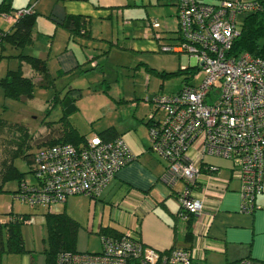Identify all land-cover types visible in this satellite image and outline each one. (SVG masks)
Here are the masks:
<instances>
[{"label":"built area","instance_id":"obj_1","mask_svg":"<svg viewBox=\"0 0 264 264\" xmlns=\"http://www.w3.org/2000/svg\"><path fill=\"white\" fill-rule=\"evenodd\" d=\"M32 9L2 17L15 21ZM263 9L261 0H178L177 38L160 44L162 52L193 60L182 68L196 67L192 78L199 80L188 81L174 94L155 95L153 103L161 117L149 126L150 150L166 161L167 182L173 189L181 184L174 194L182 220L203 213L204 201L193 189L201 178H214L217 167L208 156L232 162L231 172L240 181V211L253 213L257 208L264 176V59L233 55L230 50L240 33L238 16ZM134 158L121 136L103 140L94 133L78 146L69 142L43 146L32 154L34 182L22 181L14 198L33 206L65 202L72 195L96 198ZM14 219L27 222L10 218ZM101 245L98 253L60 251L55 264H194L188 249L160 251L129 234L102 236Z\"/></svg>","mask_w":264,"mask_h":264},{"label":"crops","instance_id":"obj_2","mask_svg":"<svg viewBox=\"0 0 264 264\" xmlns=\"http://www.w3.org/2000/svg\"><path fill=\"white\" fill-rule=\"evenodd\" d=\"M42 1L12 0V13L14 14L16 10L26 8L32 4V10L35 13L38 15H48L47 17L56 26H60L58 21L66 15L82 16L86 24V35H71L67 29L61 26L62 30L66 32L67 37L63 49L54 51V57L59 66L57 74H53L49 69L53 76L59 75L58 78L63 75L73 74L76 71H80V73L84 72L85 70H82L83 65L87 63L92 65L90 60L87 59L90 54H93L95 51L93 60H97L99 55H102V57L109 55L113 47H117L119 51L127 50L133 53L134 57L139 58L138 61L140 63L137 66L143 65L147 68L144 64L146 62L142 61V54L160 51V44L173 42L177 38L178 0H155V3L152 0H148V2L144 0H47L45 8L41 6ZM203 1L219 3L222 0ZM153 5L162 7L157 8L160 11L157 13H160L165 22L168 16H171L172 20H174L173 25L167 24L162 26L159 22L149 19L146 7ZM143 7L148 24L158 23L159 26L157 28L144 25L145 17L143 15L145 13H140ZM125 13L129 15L127 16ZM115 15L118 20L121 18L122 24L126 27L123 30V34H125L130 43L128 42L125 46H122V42L119 41L118 33H114L112 21ZM13 22L10 18L7 19L1 16L0 29L9 31ZM95 23L100 25L98 31H95L93 28ZM56 26L52 33L49 34L52 39L48 43V48L50 49L53 47L55 40ZM35 27L39 28L38 25ZM35 31L36 29H33V43L27 48L34 46L37 38H35ZM42 32L48 34L50 31L43 30ZM157 34L159 38L156 36ZM7 46L9 45L6 44L2 51L4 54L10 56L6 59L14 60L16 68L18 61L13 56L18 54L19 50L16 49L17 51H15V48L10 46L11 50L7 53ZM28 54L37 56L34 50H30ZM40 58L45 59L46 57L42 56ZM8 69L9 67L6 68L4 75ZM150 69L152 70L153 68ZM23 70L26 75L33 74L29 65L23 64ZM68 86L69 88L66 89L64 94L61 90H58L56 87L54 88L58 94V98L54 99L55 104L46 102L48 106L44 111L45 113L40 121V125L46 127L48 133L42 141L46 138L58 137V133L54 131V127L58 125L62 114L61 106L64 104L62 102L65 101L66 103L69 98L75 99L77 110L68 119L80 134L85 135L77 129L71 120L72 116L79 111L78 101L82 89L78 88L74 83H70ZM101 86L102 88L98 92L108 94L109 83L103 80ZM182 86L183 83L175 92L170 94L178 92ZM159 93H153V98ZM153 98L148 102L152 108L149 109L150 112L147 111L143 116H140L141 122H144L148 129L156 119L160 118V116L155 117L160 112L157 111ZM124 100V97H122L116 101L117 103H121ZM136 100L137 97L133 93L132 101L135 102L132 106L135 107V114L139 110V103ZM58 106L60 108L59 117L55 120H47L46 118L49 116L50 110ZM151 116L152 118H150ZM138 118L139 114L137 115ZM108 127L113 128L116 135L122 137V133L119 132L115 124L104 125L99 131L93 132V134H98ZM85 136L88 137L87 135ZM131 151L135 158L117 172L115 177L103 188L96 198L86 195H72L65 202L54 203L50 206L38 205L43 207L46 212L66 213L77 221L79 224L76 243L78 251L80 249L78 247V240L82 239V235L92 232L102 237L101 230L108 229L115 234H129L133 239L160 251L171 250L175 247L188 249L192 253L195 264H238L245 259L248 261V264H264V202L257 200L258 194L255 199L257 208L253 213L240 211V181L233 176L231 168L228 166L222 167L220 163L215 164L213 161L207 159L217 169L214 171V178L212 180L201 178L193 189L194 196L204 201V207L203 213L193 218L189 232L187 222L178 216L179 203L174 194L175 188L180 187L181 184L180 182L177 183L173 189L167 182L166 161L157 154L158 159L151 158L152 156L149 154L153 152L150 150V145L144 151ZM32 179L28 180L34 182V179ZM224 184L225 188L220 189ZM76 197L79 198V201L82 199L81 202L85 203L87 210L83 209L80 213H76L68 209L70 205L75 203L72 200ZM7 209L8 214H11L10 217L13 216L12 207L10 206ZM4 223L6 222L1 219L0 224ZM107 237L113 238V236ZM4 239L5 234L3 233L1 240L4 241ZM39 239L41 240L39 246L42 245L38 248L31 246V244L29 247H26L24 242L26 251L17 254L20 256V258H17L18 261L15 258L13 260L8 258V255L5 253L2 257V264H8L11 261L13 263L17 261L19 264H36L34 257L38 250H40V254H43L41 264H45V250L47 247L44 245L45 242L41 234L39 235ZM101 249L102 245L99 251L89 253H98ZM81 252L87 251L81 250Z\"/></svg>","mask_w":264,"mask_h":264},{"label":"rangeland","instance_id":"obj_3","mask_svg":"<svg viewBox=\"0 0 264 264\" xmlns=\"http://www.w3.org/2000/svg\"><path fill=\"white\" fill-rule=\"evenodd\" d=\"M148 2V0H144ZM152 2H156L152 0ZM47 0L41 2L42 7H46ZM30 7H33L32 4ZM42 8V9H44ZM157 6H147L146 10L148 12L149 19L157 21L163 25H173L174 20L171 16H168L167 21L165 22L160 16V12ZM129 9V8H126ZM143 9L140 10V13H145ZM169 11H171L169 9ZM125 15H129L125 13ZM171 15V14H169ZM245 14L238 16L237 24L238 27L242 24ZM48 15H37L35 19V26L38 25L39 28L34 26L35 38L36 41L32 48H25L24 53H28L30 50L35 51V55L40 57H46L49 69L53 74H57L59 66L56 63L54 57L55 50L63 49L65 46L66 32L62 30L61 26H56ZM144 25H149L146 13L143 15ZM114 27V33H118L119 41L122 42V46L127 45L128 38L123 34L124 25L122 24L121 18L118 20L116 15L112 21ZM57 27L55 40L53 47L48 48V43H50L51 35L54 27ZM95 31L100 29V25L95 23L93 25ZM43 30L50 31L48 34L42 32ZM63 34V35H61ZM64 36V37H63ZM115 40V38H114ZM129 47V46H128ZM6 52H10V46L6 47ZM17 51L16 49H14ZM95 51L93 54L87 57L90 60V63H87L82 66L84 72L76 71L66 76H61L56 80V88L61 90L64 94L66 89L69 88L70 83H74L78 88H81V96L78 101L79 111L72 116V122L76 125L77 129L84 133L87 136H92L93 132L99 131L104 125L115 124L120 133H122V138L125 143L129 145L131 150L144 151L149 145V129L144 122H141L140 116H143L145 112L152 109L150 103H148L153 98V93L163 92L165 94H170L175 92L183 83L182 76H167L161 77L158 72L160 71H176L178 68H182L183 64L191 66L193 60H187L183 54H178L174 52H147L142 54V61L145 66H137L140 63L139 58L134 57V54L131 52L119 51L117 47H113L112 52L106 57L102 55L98 56V59L93 60L95 56ZM94 61V62H93ZM14 69V60L6 59L0 61V77L4 75L6 68ZM138 67V68H137ZM140 67V68H139ZM150 68L156 69L150 71ZM159 70V71H158ZM197 72V71H196ZM192 72L191 74H195ZM56 76V75H55ZM202 76V74H201ZM109 83V92L108 94L98 92L102 88V81ZM106 80V81H105ZM189 81L193 84H197L199 80H194L192 76ZM54 88H39L35 87L33 90V96L26 100H16L10 99L4 96L3 90L0 87V118L5 120L8 124L19 122L21 125L28 128L29 133L32 137V146L24 150L25 153H33L38 148V145L42 140L47 136L48 129L40 125V121L43 118L45 109L48 106L46 102H52V98L55 96ZM124 93V94H123ZM133 93L137 97V102L139 103V110L136 111L135 107L132 106L135 101H132ZM124 97V101L117 103L116 100ZM131 98V99H130ZM144 104V105H142ZM137 112L139 118L137 119ZM60 115L59 106L53 110H50L47 120H55ZM161 117V113H157L155 117ZM93 119V120H91ZM15 130L14 135L12 136L11 132L3 131L0 135V170L2 168L3 158L10 157V151L12 148H16V135L17 131ZM8 132V133H7ZM31 139V138H30ZM29 139V140H30ZM153 159H158L156 154L150 153ZM208 160L213 161L215 164L222 165V167L232 166V162L228 159L221 157H206ZM14 165L18 168L19 171L28 172L26 174V179H34L32 168L29 167L27 160L24 159V156H17L14 159ZM225 169V168H224ZM32 179V180H33ZM31 182V181H30ZM18 188V182L16 179H9L3 185V191L0 192V220L8 222L10 220L11 214H8L7 208L12 207L13 213L19 215L25 214L28 215L27 222H21L20 230L24 237V242L26 247L35 246L36 248L40 247L39 235L41 234L44 239V245L47 247V231L45 223V209L41 206H33L27 203L20 202L14 198V192ZM257 200L264 202V192L260 193L257 196ZM74 204L70 205L68 208L72 212L80 213L83 209L87 210V206L84 202H81L82 199L75 198L72 200ZM4 233V231H3ZM80 241L78 240L79 251L87 252H97L101 248V236L96 233H88L87 235H82ZM36 252L35 263L41 264L43 254ZM8 258L18 261L17 258H20L19 255L15 253L7 254ZM6 255V256H7ZM17 261L8 264H19ZM7 264V263H6Z\"/></svg>","mask_w":264,"mask_h":264},{"label":"trees","instance_id":"obj_4","mask_svg":"<svg viewBox=\"0 0 264 264\" xmlns=\"http://www.w3.org/2000/svg\"><path fill=\"white\" fill-rule=\"evenodd\" d=\"M264 2V0H261ZM12 0L0 1V18L3 14H13ZM30 7V6H28ZM26 7V8H28ZM17 11V10H16ZM37 13L33 10L29 13L20 15L14 22L9 31L1 30L0 37V61L4 58L10 57L3 53L2 49L7 44L19 50V53L13 57L17 59L16 68L8 69L3 77H0V87L3 90L4 96L10 99L26 101L33 96L35 87L47 89L56 87V79L59 75L53 76L47 66L46 58H40L28 53H24V49L31 46L33 43V29ZM58 24L67 29L71 35H86V24L82 16L66 15ZM239 35L234 39L230 53L233 55H240L247 53L253 57H260L264 59V9L262 11L250 12L244 15L242 24L239 26ZM23 64L29 65L33 71L32 75H26L23 70ZM150 71H154L153 69ZM196 67L178 68L176 71L158 72L161 77L167 76H182L183 84L187 83L192 72H196ZM58 98V94L52 98L53 104ZM69 100V101H68ZM62 107V114L58 125L54 127V131L58 133V137L46 138L40 142L38 148L42 146L69 142L74 145H81L86 140V136L80 134L70 123L69 116L77 110L75 99L69 98L65 101ZM52 126V124H51ZM17 131L16 148L10 151V157L3 158L0 170V192L3 191L4 183L9 179H16L19 184L26 180L28 172L19 171L14 165V159L17 156H24L31 168V158L34 153H25L26 148L31 147L32 137L28 128L21 125L19 122L8 124L5 120L0 118V135L4 131L11 132L12 136ZM51 130H53L51 128ZM7 132V133H8ZM103 140H111L117 136L113 128L108 127L98 133ZM31 138V139H30ZM30 139V140H29ZM32 170V169H31ZM18 189V188H17ZM17 191V190H16ZM15 191V192H16ZM14 192V193H15ZM181 212L179 205L178 216ZM14 217H22L24 220L28 219V215L14 214ZM194 214H189L187 222V229L190 232V227ZM180 218V216H179ZM23 221L19 219L9 220L4 224H0V264H2V257L6 253L21 254L24 253V240L20 230V224ZM45 223L47 231V248L45 250V264H55V259L60 251H78L76 248L77 231L79 224L66 213H45ZM3 231L5 239L2 241ZM102 236H113V238H120L121 234L112 233L111 230H101ZM168 251V250H166ZM195 264V263H194ZM234 264V263H233Z\"/></svg>","mask_w":264,"mask_h":264}]
</instances>
